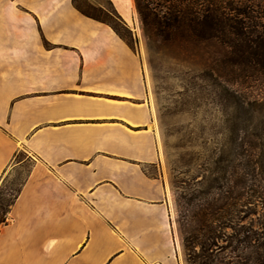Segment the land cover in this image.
I'll return each instance as SVG.
<instances>
[{
  "label": "crops",
  "instance_id": "crops-1",
  "mask_svg": "<svg viewBox=\"0 0 264 264\" xmlns=\"http://www.w3.org/2000/svg\"><path fill=\"white\" fill-rule=\"evenodd\" d=\"M27 159L0 264H180L144 56L73 0H0V182Z\"/></svg>",
  "mask_w": 264,
  "mask_h": 264
},
{
  "label": "trees",
  "instance_id": "trees-1",
  "mask_svg": "<svg viewBox=\"0 0 264 264\" xmlns=\"http://www.w3.org/2000/svg\"><path fill=\"white\" fill-rule=\"evenodd\" d=\"M73 4L81 13L109 24L134 48L132 30L114 5L110 15L121 28L86 10L78 0ZM133 4L153 70L163 63L174 64L183 75L197 76L235 97L242 79L264 74V16L254 15L264 14V0H134ZM20 154L24 153L17 157ZM225 161L228 158L218 163ZM26 163L24 178L7 180V174L1 178L0 227L8 221L30 173L31 162ZM226 181L225 175L212 178L198 191L174 184L176 223L188 264L202 256L206 259L198 264H264V228L237 225L252 214V198L246 192L235 194L226 188ZM229 228L232 233L226 232Z\"/></svg>",
  "mask_w": 264,
  "mask_h": 264
},
{
  "label": "rangeland",
  "instance_id": "rangeland-1",
  "mask_svg": "<svg viewBox=\"0 0 264 264\" xmlns=\"http://www.w3.org/2000/svg\"><path fill=\"white\" fill-rule=\"evenodd\" d=\"M133 1L124 0L126 6L137 14ZM78 3L121 28L110 15L113 0H78ZM134 25L131 26L137 31L135 35L131 29L133 45L142 52L148 68L159 144L171 188L177 255L180 264H188L176 223L174 184L198 191L205 188L210 179L225 175L226 188L235 194L246 192L252 198V214L237 221V225L251 223L255 229L263 231L264 74L257 72L252 77L242 79L235 97L197 76L183 75L180 72L182 68L174 64L163 63L153 70L149 64L139 18ZM24 155L20 154L16 162L23 159ZM225 158L228 161L218 163ZM226 164L229 166L225 168ZM28 168L27 163L11 168L7 180L24 178ZM226 232L233 231L229 228ZM200 251L198 247L197 252ZM205 259L202 256L196 262L191 260V264H198Z\"/></svg>",
  "mask_w": 264,
  "mask_h": 264
},
{
  "label": "bare ground",
  "instance_id": "bare-ground-1",
  "mask_svg": "<svg viewBox=\"0 0 264 264\" xmlns=\"http://www.w3.org/2000/svg\"><path fill=\"white\" fill-rule=\"evenodd\" d=\"M131 2H132V0H131Z\"/></svg>",
  "mask_w": 264,
  "mask_h": 264
}]
</instances>
